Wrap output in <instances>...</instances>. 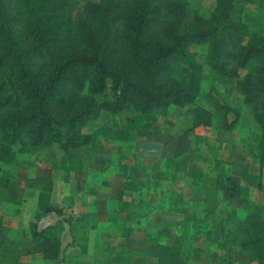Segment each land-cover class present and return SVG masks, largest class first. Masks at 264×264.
<instances>
[{
    "label": "trees",
    "instance_id": "16d2710c",
    "mask_svg": "<svg viewBox=\"0 0 264 264\" xmlns=\"http://www.w3.org/2000/svg\"><path fill=\"white\" fill-rule=\"evenodd\" d=\"M235 0H214L207 17L189 13L187 0H0V163L15 166L19 154L55 145L62 152L89 143L82 131L100 112L150 114L169 105L191 114L190 129L211 126V113L193 105L202 66L190 44H205V64L234 80L258 136L257 185L264 169V35L249 31ZM251 0H242L250 2ZM249 64L252 70L240 75ZM207 98L228 131L237 110ZM233 114L232 119H227ZM192 154L175 162L184 168ZM52 167L26 178L11 174L0 186V204L20 203L24 187L51 191ZM59 209L46 206L42 214ZM41 214V215H42ZM88 213L74 221L86 222ZM14 239L0 214V255L17 264L25 255L55 261L63 223L41 226ZM72 228L70 220L63 219ZM80 226V224L78 225ZM236 245L264 264V215L249 210L220 248Z\"/></svg>",
    "mask_w": 264,
    "mask_h": 264
},
{
    "label": "crops",
    "instance_id": "0c3cea01",
    "mask_svg": "<svg viewBox=\"0 0 264 264\" xmlns=\"http://www.w3.org/2000/svg\"><path fill=\"white\" fill-rule=\"evenodd\" d=\"M148 115L102 111L82 129L91 136L89 143L60 151L63 155L51 169L53 187L51 191L39 189L40 195L46 204L59 206L66 202L72 214L92 216V223L85 227L81 260H64L62 264H176L177 250L187 245L198 247L192 257L195 264H219L220 252L228 247L220 248L219 243L231 215L221 211L206 214L203 208L206 202L214 201L209 196L218 187L220 175L228 180L231 165L219 161V171L207 176L215 159L209 155L200 165L198 153L204 148L208 128L190 129V118L184 128L164 121L161 133H153L144 118ZM185 153L192 154L191 161L184 168L175 167L176 160ZM244 154L239 166L234 167L242 180L253 183L255 179L257 185V160L251 161ZM35 166L19 175L33 174ZM222 187L217 193L223 197ZM261 187L264 189V181ZM6 205L0 204V214L5 223L10 220L8 224L13 228L24 214L17 209L6 216ZM239 205L235 202L234 209ZM261 213L264 215V208ZM201 217L204 222L199 220ZM215 233L218 236L214 240ZM93 252L97 255L92 256ZM31 256H21L19 262Z\"/></svg>",
    "mask_w": 264,
    "mask_h": 264
},
{
    "label": "rangeland",
    "instance_id": "374dc122",
    "mask_svg": "<svg viewBox=\"0 0 264 264\" xmlns=\"http://www.w3.org/2000/svg\"><path fill=\"white\" fill-rule=\"evenodd\" d=\"M76 1L83 2L86 0ZM187 3L189 13L192 14L194 12L202 17H207L214 8V0H187ZM234 3L239 10L241 20L246 23L249 31L258 32L264 35V0H251L250 2L235 0ZM188 49L195 52L196 59L202 66L200 92L192 106L200 105L207 109L212 116V123L208 128V134H205L204 148L200 149V152L198 153L200 165L205 164L206 158H209V155L215 159L210 165L212 169H209L207 176L210 174L214 175L219 171V161L223 160L226 165H231V175H228V180H223L222 175H220L218 187H214L215 192L209 196L213 197L214 201L211 200L206 202L203 209L204 211L206 210V214L216 211H221L222 214L228 212L231 217L228 219V227L226 229L232 230L234 225L242 219L249 210L258 209L257 211H260L261 213L264 208V189L261 187V183L264 181V176L262 175L263 178L261 176V183L258 186L256 185V182H254L255 179L252 181L253 183L242 180L238 173L239 169H237L239 162L241 163L245 158L244 153L247 154L246 157L251 159V161H256L255 143L258 136V129L253 123L248 107L241 101L242 97L236 88L235 81L217 77L205 64V44H190ZM251 70L252 64H249L240 71V75ZM207 94L213 96L218 102L237 110V119L230 130L222 131L219 128L220 116L213 109L211 102L207 98ZM191 117L192 116L187 109L170 106L153 111L144 118L150 122L153 127V133H157L158 130L160 132V128L164 121H166V124H176L184 128L188 125V121ZM232 118L233 114H228L227 119ZM60 151L61 150L55 145H52L50 147L19 154L15 166L0 163V186L6 184L5 181L9 180L11 174H14L17 178L31 176L32 173H29L26 176H20L19 172L20 174L25 173L29 171L33 165H36L34 170L37 167H54L60 158L58 156L62 154V151ZM234 165L237 167L235 168ZM209 181H211V177H209ZM24 182L25 181H20L19 186H17L21 188V191H19V193L21 192L20 203L13 204L7 202L6 204L8 205H6L3 212L7 216L12 213V210L18 209L19 214H24L23 218L17 219V222L14 223L15 227L13 228L8 224L10 220H7L6 223L3 221L5 226L9 229L8 236L15 240L22 239V236L24 237L27 234L28 223L35 221L39 217L38 224H41V226L60 220L63 223V228L60 233V254L54 261L55 264H62L64 260H81L80 255L84 253L83 247L81 246H83V241H85L87 236V230H85V227L92 223L91 214L89 213V215H86V222L77 223L74 221L77 215H74L69 211L70 207L66 202H63L59 206L54 205V207L60 211L58 215L53 211L42 214V210L46 206H51L52 204H46L43 195H40L42 194V191L36 187H24ZM214 186H217L216 181ZM221 187L224 198L221 194L217 193ZM250 193H254L255 197L251 195V198ZM0 196H2V194H0ZM235 202L237 204L240 203V208L234 209ZM66 218L70 220L73 225L70 229L69 225L63 221V219ZM45 220L48 222H45ZM199 220L202 222L205 221L204 217H201ZM79 224L80 226H78ZM21 234L22 236H20ZM217 236L218 234L215 233L214 240ZM197 248L198 247H193V245H187L177 250L178 253L176 256L179 257V259L176 260V264H195L192 257L197 253ZM94 255L96 256L97 253L93 252L92 256ZM163 258L164 257L161 256L158 257L159 260H163ZM9 260L8 254L0 255V264H10ZM170 261L174 260L171 259ZM218 262L219 264H255L254 258H252L246 250L240 249L236 245H229L224 253L220 252ZM43 263L44 261L40 259L38 254L23 258L20 262L19 260L17 262V264Z\"/></svg>",
    "mask_w": 264,
    "mask_h": 264
}]
</instances>
